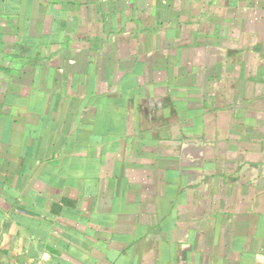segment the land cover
<instances>
[{"label": "crops", "instance_id": "1", "mask_svg": "<svg viewBox=\"0 0 264 264\" xmlns=\"http://www.w3.org/2000/svg\"><path fill=\"white\" fill-rule=\"evenodd\" d=\"M0 264H264V0H0Z\"/></svg>", "mask_w": 264, "mask_h": 264}]
</instances>
